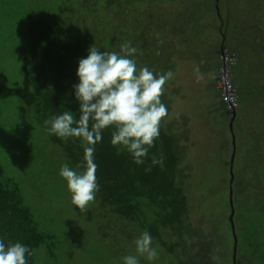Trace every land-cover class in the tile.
<instances>
[{
	"label": "rangeland",
	"instance_id": "obj_1",
	"mask_svg": "<svg viewBox=\"0 0 264 264\" xmlns=\"http://www.w3.org/2000/svg\"><path fill=\"white\" fill-rule=\"evenodd\" d=\"M141 3L135 4L136 12L142 9ZM1 4L0 0V90L6 93L7 98L0 101V164L21 181L18 180L26 202L35 209L34 213L38 212L40 228L52 232L56 241H60L64 251L62 257H68L71 264H102L101 260L103 264H124L123 258L129 255L136 256L139 264H189L191 259L193 264H232L233 237L228 224L230 178L226 162L230 160L233 144L236 156L233 174L256 173V176L252 175L253 184L238 176L236 187L243 184L241 190H245L246 185L254 187L252 196L264 193V186L257 178L258 174H264V103L261 98V89H264V0H176L173 3L155 0L147 3L145 12L155 18L143 32L144 22L136 23L138 28H130L120 25L115 17L120 52L121 45L130 42L131 47L137 49L130 58L135 59L140 68L147 67L154 74H165L174 65L171 68L173 76L164 85V93L170 101L166 103L168 115L163 118V128L173 129L176 133L173 134L180 136L183 157L178 183L186 197L189 226L199 232L197 238L201 239L197 247L185 244V251L190 250L194 256L191 258L183 252L182 258L181 247L168 252L166 246L153 237L152 247L156 249L158 258L151 261L136 251L134 240L138 234L131 238L118 237V244L122 245L120 255L110 252L117 247L110 246L108 242L101 244L104 252H94L92 246L97 244L94 234L97 231V216L92 210V202L86 212L70 204L71 194L66 180L59 175L62 166L56 148L48 145L45 138L34 131L27 118L21 116L20 119L15 108L17 94L20 96L23 86L19 73V55L23 44L15 41V33L17 31L18 38H22V25L13 30L12 23L15 21H9L7 9L4 10ZM133 15L138 21L136 14ZM254 33L257 39L251 41ZM166 46L170 48L172 60L159 54L157 67L151 56L149 60L143 59L141 64L138 61L141 50L150 47L151 55L158 58L156 51L164 52ZM221 47L227 51L239 48L240 65L236 71L242 79L241 95L249 90L254 92L250 100L240 101L243 111L237 105V113L245 112L247 117L241 121L238 118L232 132L229 129L230 116L220 104L214 106L212 102L211 108L205 109L206 103L201 100V104L205 105L199 112L195 108L196 102L190 101L191 96L193 99L198 94V86H204L201 79L195 81L196 70L205 68L204 80H211L214 71L210 70L220 63ZM162 65L167 67L162 69ZM212 97V101L219 102L216 94ZM42 169L45 173L37 179L36 173ZM30 179L33 180L32 185ZM247 208L240 207L243 218L235 221V234L240 239L236 264H241V256L248 252L244 236L239 235V228L244 227ZM249 210V213L253 212L248 217L252 226H264V214H256L252 204ZM152 221L150 219L149 223ZM163 237L169 243L173 240L169 231ZM109 253L114 256L112 260ZM252 262L264 264L258 259Z\"/></svg>",
	"mask_w": 264,
	"mask_h": 264
},
{
	"label": "trees",
	"instance_id": "obj_2",
	"mask_svg": "<svg viewBox=\"0 0 264 264\" xmlns=\"http://www.w3.org/2000/svg\"><path fill=\"white\" fill-rule=\"evenodd\" d=\"M1 1L2 8L7 9L9 21H15L12 23L13 30H17L22 25V38H18L17 31L15 33V41L23 44L19 55V73L23 79V86L20 96L17 94L18 101L15 106L18 116L20 119L21 116L27 118L34 131L44 137L48 145L56 148L61 166L68 164L73 170L82 171L77 168L84 157L82 141L79 138L64 139L50 134L45 130L44 121L66 110L73 112L77 118L79 117V102L75 98L73 88V85L79 83L76 75L79 60L87 57L88 49L93 44L101 51L120 53L121 42L118 30H116L117 24L114 23L115 17L120 25H128L130 28H138L136 23L144 22L141 29L143 32L145 27L148 29L149 22L155 18L149 12H145L147 3L155 0ZM169 1L173 3L176 0ZM135 2H143L140 4L142 9H137V12L134 10L137 4ZM133 14H136L138 21L134 19ZM254 38L257 39L255 36ZM166 47L167 50L164 52L156 51L158 58L151 55L150 47L141 50L138 61L141 64L143 59L149 60L148 57L151 56L153 63L156 61L155 66L157 67L160 60L159 54L168 59L171 55L170 48ZM151 49H154V46H151ZM139 66L138 64L137 69L140 68ZM173 66L168 68L166 73ZM165 67L167 66H161L162 69ZM232 74L233 84L238 90V105L241 111L244 108L240 105V101L246 98L251 99L254 92L251 91L250 97H248L249 91L241 95L243 91L239 89L234 71ZM6 96V93L0 90L1 102L7 98ZM161 101L166 105L170 100L164 93ZM219 104L225 110L224 104L222 102ZM239 107L235 109L236 115ZM244 113H239L233 123L238 118V121H241L247 117ZM228 115L231 116L229 113ZM163 125L162 120L159 136L154 141V146L149 148L144 163L140 165L134 162L126 148L112 145L111 133L115 130L114 128L103 130L102 141L95 145L94 159L98 165L96 176L99 184V191L91 203L92 210L97 216V231L94 233L97 244L92 246L95 253L100 250L104 252L101 244L106 245L108 242L110 246L117 247L110 252L114 251L120 255L122 245L120 242L118 244V237L131 238L132 235L137 234L139 237L143 231L147 230L152 238L155 237L166 246L168 252L173 248L181 247L182 258H184L183 252L191 258L194 256L190 250L185 251V244L191 245L192 248L197 247L201 239L197 238L199 232L189 226L186 197L183 187L178 183L181 176L179 165L183 157V146L179 143L180 136L174 135L176 133L173 129L165 130ZM153 158L159 160L160 163L153 165ZM226 163L229 165V162ZM149 168L151 170L146 171ZM44 173L45 170H40L36 173V178L41 179ZM228 175L230 178V174ZM252 175L256 176V173H234L231 184L234 232L236 219L240 221L243 218L240 207L247 208L248 205V212L243 220L245 221L244 227L239 226V235L244 236V244L248 250L247 254L241 256V264H253L254 259L264 263V226L253 227L252 221L249 222L248 218L253 213H249L250 204L255 207L256 214L263 216L264 193L252 196L251 193L255 191L254 187L246 185L245 190H241L244 184L239 188V185L236 187L238 176L249 183H255ZM257 178L264 186V174H258ZM18 180L10 173V170L6 171L0 164V240H3L5 244L9 241L19 242L33 250L34 254L27 257L28 264H57V262L58 264H71L68 257H62L64 251L61 250L62 245L59 240L56 241L55 235L40 228L37 221L38 212L34 213L35 209H32L26 202L20 187V180ZM32 183L33 180L30 179V184ZM64 185L65 182H63ZM69 202L71 204V197ZM228 208L230 210L229 201ZM150 219L153 220L151 223H149ZM228 224L232 232L229 217ZM166 231L173 234V240H170V243L164 241L163 234ZM236 239L237 259L240 239L238 236ZM109 255L112 260L114 256L110 253ZM101 263L103 264L104 261L101 260ZM188 263L193 264V260L191 259ZM180 264L184 263L180 262Z\"/></svg>",
	"mask_w": 264,
	"mask_h": 264
},
{
	"label": "clouds",
	"instance_id": "obj_3",
	"mask_svg": "<svg viewBox=\"0 0 264 264\" xmlns=\"http://www.w3.org/2000/svg\"><path fill=\"white\" fill-rule=\"evenodd\" d=\"M136 52L130 42L121 45L120 53L101 51L93 44L87 57L78 62L79 83L73 85L79 117L66 110L44 121L45 130L50 134L82 141L84 157L77 165L82 171L73 170L68 164L59 170V175L66 180L71 203L81 212L87 211L99 191L94 153L95 145L103 139V130L114 128L112 145L126 148L140 165L159 136L161 121L168 115L161 96L173 73L154 74L147 67L137 69L135 59L130 58ZM158 163L160 161L153 158L152 164ZM152 240L147 230L134 240L137 253L150 261L158 258ZM33 254V250L19 242L5 244L0 240V264H28L27 257ZM123 261L139 264L132 255L124 257Z\"/></svg>",
	"mask_w": 264,
	"mask_h": 264
},
{
	"label": "built area",
	"instance_id": "obj_4",
	"mask_svg": "<svg viewBox=\"0 0 264 264\" xmlns=\"http://www.w3.org/2000/svg\"><path fill=\"white\" fill-rule=\"evenodd\" d=\"M216 68L215 90L219 95V100L224 104L227 113L231 114L238 105L237 88L233 84L232 66L236 62V56L227 50H221Z\"/></svg>",
	"mask_w": 264,
	"mask_h": 264
},
{
	"label": "crops",
	"instance_id": "obj_5",
	"mask_svg": "<svg viewBox=\"0 0 264 264\" xmlns=\"http://www.w3.org/2000/svg\"><path fill=\"white\" fill-rule=\"evenodd\" d=\"M254 35L255 34H253V36H252V38L250 39V37H249V39L251 40V41H254ZM247 43V42H246ZM219 50H221V48L219 49ZM238 50H239V48H235V50L233 51L234 52V54H235V56L237 57V59H236V62H235V64L233 65L234 67H233V71L235 72V77L237 78V80H238V83H239V89H240V83L242 82V79H241V76L237 73V71H236V68H238L239 67V65H240V57H238ZM219 52V51H218ZM189 55H191V54H189ZM189 55H187V57H189ZM173 55H170L169 56V60L171 59V57H172ZM172 60V59H171ZM200 65H201V63H199ZM203 67V66H202ZM215 68H216V65L210 70V72H213V77H212V79L211 80H207V81H205L204 80V75H203V73L205 72V68H201V69H199L198 70V72L196 73V76H195V81L197 82L198 80H202V83H204V86H202V85H199L198 86V88L200 89V90H197V92H198V94H196L194 97H193V99H191V97H190V101L191 100H194L195 102H196V107L195 108H197V109H199V112L201 111L202 112V109H203V106L205 105V104H203V103H206V106H205V109H208V107H210L211 108V106H212V102H213V105L215 106V105H218L219 104V102H220V100H219V102L217 103V102H214V101H212V100H214V97H212L214 94H216L217 96H218V94L215 92V79H216V75H215ZM171 71V70H170ZM232 71V72H233ZM169 72V71H168ZM202 77V78H196V77ZM207 83H209V84H207ZM202 90V91H201ZM262 90V92H261V98H262V102H263V100H264V91H263V89H261ZM240 91H241V89H240ZM250 93H251V90H249V93H248V97H250L251 95H250ZM203 98V99H202ZM219 99V98H218ZM249 99V98H248ZM201 100H203V103L201 104ZM250 100V99H249ZM251 102V101H250ZM254 102H257L258 103V101H254ZM214 103H217V104H214ZM197 112V111H196ZM226 114H228L227 112H225Z\"/></svg>",
	"mask_w": 264,
	"mask_h": 264
},
{
	"label": "water",
	"instance_id": "obj_6",
	"mask_svg": "<svg viewBox=\"0 0 264 264\" xmlns=\"http://www.w3.org/2000/svg\"><path fill=\"white\" fill-rule=\"evenodd\" d=\"M230 121H229V129L230 132H232L233 129V122L236 117V111L233 110L230 114ZM234 140V137L232 138ZM234 157H235V150H234V144H233V150L231 152L230 160H229V174H230V187H229V194H228V200H229V206H230V215H229V222L231 224V229H232V234H233V239H234V248H233V264H236V250H237V239L236 235L234 232V226H233V215H234V208H233V190L231 188V184L233 182V162H234Z\"/></svg>",
	"mask_w": 264,
	"mask_h": 264
},
{
	"label": "flooded vegetation",
	"instance_id": "obj_7",
	"mask_svg": "<svg viewBox=\"0 0 264 264\" xmlns=\"http://www.w3.org/2000/svg\"><path fill=\"white\" fill-rule=\"evenodd\" d=\"M234 124V123H233Z\"/></svg>",
	"mask_w": 264,
	"mask_h": 264
}]
</instances>
